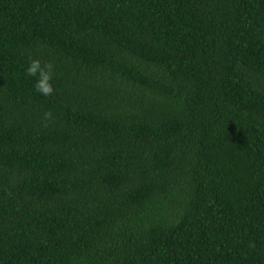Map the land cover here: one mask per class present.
Masks as SVG:
<instances>
[{"label": "trees", "instance_id": "obj_1", "mask_svg": "<svg viewBox=\"0 0 264 264\" xmlns=\"http://www.w3.org/2000/svg\"><path fill=\"white\" fill-rule=\"evenodd\" d=\"M0 264H264V0H0Z\"/></svg>", "mask_w": 264, "mask_h": 264}, {"label": "clouds", "instance_id": "obj_2", "mask_svg": "<svg viewBox=\"0 0 264 264\" xmlns=\"http://www.w3.org/2000/svg\"><path fill=\"white\" fill-rule=\"evenodd\" d=\"M53 64L50 62L41 63L39 59H31L26 72L29 76L37 77L34 88L43 96H51L54 92V87L51 83L53 79ZM45 119H51V112H45Z\"/></svg>", "mask_w": 264, "mask_h": 264}]
</instances>
